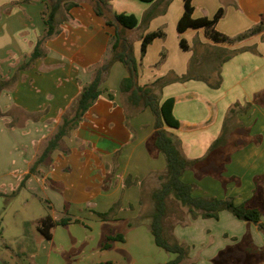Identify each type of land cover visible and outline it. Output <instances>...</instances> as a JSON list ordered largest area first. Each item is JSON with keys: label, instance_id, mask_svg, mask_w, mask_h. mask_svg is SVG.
<instances>
[{"label": "crops", "instance_id": "1", "mask_svg": "<svg viewBox=\"0 0 264 264\" xmlns=\"http://www.w3.org/2000/svg\"><path fill=\"white\" fill-rule=\"evenodd\" d=\"M107 2L114 13L134 15L137 26L115 29L95 14L89 0H66L56 14L54 33L43 37L49 1L0 0V198L25 191L48 209L36 222L46 216L69 219L64 226L55 225L50 238L39 242L43 252H32L23 264H64V259L52 258L55 248L71 264L88 261L89 255L79 259L88 251L99 256L92 264H145L147 260H140L145 250L156 247L143 226L127 224L150 210V193L158 186L156 175L164 171L165 160L148 147L154 133L151 110L132 106L121 91L128 73L119 61L110 64L98 97L80 120L30 173L62 116L71 115L82 87L110 59L117 30L131 43L135 84L168 81L159 89V102L173 99L172 114L179 125L164 128L178 139L186 159L206 154L221 134L228 109L239 105L225 136L248 142L230 154L220 177H196L186 170L181 180L193 185L194 196L230 198L235 205L264 211V95L253 101L264 91V24L260 32L237 38L264 22V0H191L193 18L211 19L223 10L215 30L229 37L228 43L213 42L202 29L178 32L183 0ZM153 9L156 14L143 24L144 13ZM159 29L164 36L154 38L141 55L142 36ZM39 41L40 55L31 58ZM191 58L196 78L176 80L187 72ZM217 76L219 85L210 87L207 81ZM233 121L240 127L237 131L231 128ZM166 205V234L189 250L182 264H264V234L257 225L225 210L216 219L192 218L172 199ZM260 222L264 224V214ZM114 234H122L123 240L102 249L105 238ZM21 246L24 253L27 249ZM173 257L166 253L164 260L148 264H164ZM0 264L9 263L0 257Z\"/></svg>", "mask_w": 264, "mask_h": 264}, {"label": "trees", "instance_id": "2", "mask_svg": "<svg viewBox=\"0 0 264 264\" xmlns=\"http://www.w3.org/2000/svg\"><path fill=\"white\" fill-rule=\"evenodd\" d=\"M47 1H49L50 4L48 16L45 20L47 29L43 37H49L54 33L56 14L60 10L62 3L66 0ZM89 1L92 4L95 14L103 18L107 25L115 26V29L131 30L138 24L134 15H126L123 13L117 14L112 12L107 0ZM140 1L151 3L154 0ZM165 2V5H167L168 1ZM183 2V13L176 24L178 32L181 33L187 29H202L206 37L215 43L231 42L229 37L220 34L215 30V25L223 14L222 9H218L211 19L205 17L193 18V7L190 3L191 0H183ZM69 5L70 4L67 6ZM161 12H163V10ZM155 14V9L146 11L141 19L142 23L147 24ZM263 24L264 22H261L259 25H256L237 38L240 39L250 34L260 32ZM163 36L164 33L160 29L143 35L140 43V54H144L147 45L154 38H161ZM39 45L40 41L37 42L31 58H35L40 55ZM180 46L186 50V46L182 40L180 41ZM110 51V59L95 69L89 83L83 86L80 90L72 106L71 115L62 116L56 132L49 139L43 152L34 161L30 168V173L35 172V168L45 160L49 152L57 147L61 137L80 120L83 113L98 97L100 93L99 85L106 75L110 64L114 61H119L125 66L128 73L127 77L121 81V91L126 95L128 102L132 106L138 109L148 107L151 110L154 116V133L149 140L148 147L151 152L161 153L165 160L164 171L161 174L156 175L159 182L158 186L150 193V210L139 214L136 219L128 222L127 227L132 228L138 225H145L148 228L155 246L174 256L173 259L165 262L164 264H182L187 261L188 252V247L185 244L178 243L174 238H171V235H168L165 232L167 199H172L176 202L177 205L185 209L192 218L200 216L202 218L216 219L218 213L225 210L239 220L251 222L257 225L259 231L264 234V224L260 222V217L264 214V211L261 208L247 204L235 205L230 198L217 199L214 197L194 196L192 194L193 185L185 183L181 180V175L186 170H191L196 177L205 175L220 177L221 173L224 171V164L228 161L230 154L248 142L245 137L235 139L225 136L227 133V123L228 121L233 120L239 110V105L233 104L228 109L223 122L221 134L213 141L206 154L198 159H186L180 152L178 139L164 128V126L176 128L179 125L178 121L172 114L173 99L168 98L161 103L159 102V89L168 82L166 81V78H159L152 84L141 87L135 84L137 76V62L132 54L131 43L121 35L119 30H117L113 36ZM230 55L231 51L227 53L225 59H228ZM194 62V58H191L188 64L187 72L181 77H177L176 80L187 81L196 78V75H194V71L192 70ZM219 82L220 79L217 76L216 81H207V84L212 88H216L219 85ZM262 95H264V91L257 94L253 101L258 103V96ZM1 116L2 113L0 112V117ZM234 123L235 122L233 121V126L231 128L234 131H237L240 127ZM210 164H214V167H211ZM258 187L259 185L257 183L255 191L259 189ZM109 212L100 214L99 216L106 217ZM68 222L69 219L67 218L54 221L49 216H46L38 221L37 230L43 238L49 239L51 236L50 230L55 225L64 226ZM122 240V234L107 236L101 244V248L108 249L111 246V242Z\"/></svg>", "mask_w": 264, "mask_h": 264}, {"label": "rangeland", "instance_id": "3", "mask_svg": "<svg viewBox=\"0 0 264 264\" xmlns=\"http://www.w3.org/2000/svg\"><path fill=\"white\" fill-rule=\"evenodd\" d=\"M25 199H28L27 204H25ZM46 214H48V209L46 205H44V202H41L38 198H29L25 191L16 193L14 196L7 199L0 198V257L9 264H23V261L31 256L32 252H43L42 247L39 245V242L40 240H43V237H41L37 230L36 225H38V222H36V220ZM141 226H143L145 231L150 235L148 228L145 225ZM60 229H63L60 231L64 232L65 228H61L60 226ZM88 238L89 241H94L93 235L90 234ZM21 245H25L27 249L24 253H21ZM152 249L153 250L146 249V256L144 255V257L140 258V260H147L145 264H148V260L154 262L166 258V252L160 248L153 246ZM59 250L60 248H55L53 250L56 256L52 258H62L66 261V264H71L72 262L70 260L68 261L64 255L61 257L57 256ZM158 252L160 254H158ZM86 255H89V260L84 262L82 260ZM97 257H99L98 253L88 251L87 253L82 254L79 259L82 261V264L88 262L89 264H92V261L95 258L97 259ZM73 260L75 262L77 261L76 259Z\"/></svg>", "mask_w": 264, "mask_h": 264}]
</instances>
